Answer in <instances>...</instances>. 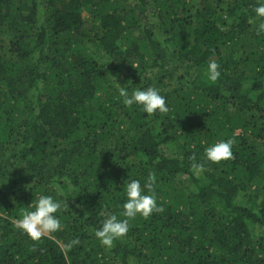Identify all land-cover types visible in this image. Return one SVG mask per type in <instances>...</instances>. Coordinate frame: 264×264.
<instances>
[{
  "label": "trees",
  "instance_id": "trees-1",
  "mask_svg": "<svg viewBox=\"0 0 264 264\" xmlns=\"http://www.w3.org/2000/svg\"><path fill=\"white\" fill-rule=\"evenodd\" d=\"M262 3L0 0V264H264ZM116 83L169 112L125 106ZM229 138L234 158L207 161ZM150 172L164 211L104 247L95 231ZM41 195L63 228L34 242L15 220Z\"/></svg>",
  "mask_w": 264,
  "mask_h": 264
},
{
  "label": "clouds",
  "instance_id": "clouds-1",
  "mask_svg": "<svg viewBox=\"0 0 264 264\" xmlns=\"http://www.w3.org/2000/svg\"><path fill=\"white\" fill-rule=\"evenodd\" d=\"M256 17L261 18V23L257 27V34H264V3L255 8ZM110 63V62H109ZM206 75L208 79L215 83L221 73L220 66L215 60H211L208 64ZM117 84V83H116ZM119 96L123 98V104L132 107L134 104L142 106L149 116L154 115L157 111L161 114H167L169 107L165 97L160 94L159 90L153 87L146 89H134L131 94L125 87L117 84ZM235 139L229 138L226 141H220L205 149V158L211 163H220L234 158L233 145ZM193 161L191 170L197 176L201 175L206 169L204 163L196 162V157H189ZM67 180V178H65ZM155 172H150L147 180L141 187L139 180H131L126 184L127 200L123 204V212L121 215L125 219H118L114 214H109L103 221L102 227L95 231L96 238L106 248L114 247V241L125 237L130 229L129 221L135 219L138 215L144 219L149 218L154 212L160 213L164 209L157 205L155 193ZM70 183V181H69ZM147 194H144V190ZM57 191L60 189L57 187ZM34 210L22 209L21 218L15 220V226L23 231L32 241L38 242L44 237L55 239L54 233L62 230L63 225L55 215L62 209V203L55 200L52 196L41 195L38 197L34 205ZM65 209L68 204L64 205ZM59 243V241H57ZM79 244V240L75 239L64 244L62 251L65 256L74 246Z\"/></svg>",
  "mask_w": 264,
  "mask_h": 264
}]
</instances>
